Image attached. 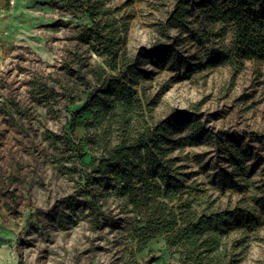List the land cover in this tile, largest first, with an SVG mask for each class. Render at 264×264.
<instances>
[{
    "label": "rangeland",
    "instance_id": "rangeland-1",
    "mask_svg": "<svg viewBox=\"0 0 264 264\" xmlns=\"http://www.w3.org/2000/svg\"><path fill=\"white\" fill-rule=\"evenodd\" d=\"M99 1L118 10L121 48L150 74L143 86L160 95L155 116L197 108L205 123L201 145L173 154L196 188L185 194L192 210L253 205L264 187V60L186 77L187 66L208 64L217 42L208 0H187L196 7L182 31L166 25L179 0ZM90 26L84 11L60 0H0V264H189L185 247L168 246L164 235L138 251L149 236L145 208L136 210L119 185L99 186L94 177L87 185L84 166L102 152L99 119L85 102L105 61L83 39ZM218 237L221 264H264V225Z\"/></svg>",
    "mask_w": 264,
    "mask_h": 264
},
{
    "label": "trees",
    "instance_id": "trees-1",
    "mask_svg": "<svg viewBox=\"0 0 264 264\" xmlns=\"http://www.w3.org/2000/svg\"><path fill=\"white\" fill-rule=\"evenodd\" d=\"M60 1L66 9L77 8L89 16L91 26L83 29V39L91 42L96 54L105 57L104 67L99 66L96 74L100 86L85 102L86 111L99 119L96 145L102 152L84 166L87 185L91 177L99 186L119 185L136 210L145 208L143 231L149 236L139 241L138 251L145 249L150 237L164 235L168 246L185 247V262L221 264L224 257L218 236L235 229L251 232L264 225V187L252 198L253 205L193 211L185 194L196 188L187 185L173 154L178 148L205 141L208 130L195 115L197 108L192 112L174 110L157 118L154 109L160 95L147 93L143 85L150 81V74L140 70L121 48L122 24L113 14L118 10L105 8L99 0ZM214 1L208 0V33L212 32L217 42L208 50V64L187 66L186 77L238 60H264V0H218L222 5ZM195 7L187 0L177 1L167 27L185 29ZM232 161L243 171L242 161ZM230 188L239 189L234 184ZM17 264H22L20 259Z\"/></svg>",
    "mask_w": 264,
    "mask_h": 264
}]
</instances>
